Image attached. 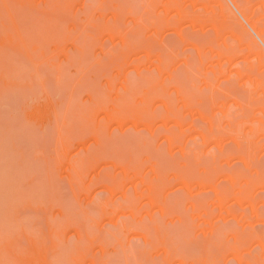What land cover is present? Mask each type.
<instances>
[{"label": "rangeland", "instance_id": "1", "mask_svg": "<svg viewBox=\"0 0 264 264\" xmlns=\"http://www.w3.org/2000/svg\"><path fill=\"white\" fill-rule=\"evenodd\" d=\"M0 264H264V0H0Z\"/></svg>", "mask_w": 264, "mask_h": 264}]
</instances>
